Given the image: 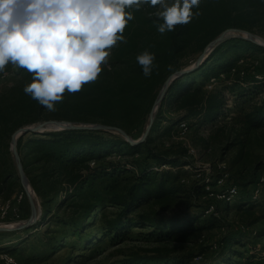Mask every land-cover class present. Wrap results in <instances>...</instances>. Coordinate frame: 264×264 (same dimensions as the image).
Listing matches in <instances>:
<instances>
[{"label":"trees","instance_id":"1","mask_svg":"<svg viewBox=\"0 0 264 264\" xmlns=\"http://www.w3.org/2000/svg\"><path fill=\"white\" fill-rule=\"evenodd\" d=\"M156 8L145 4L133 13L134 19L123 33L127 43L118 42L119 47L112 48L110 70L101 65L102 72L96 81L84 85L77 93L66 91L62 102H56L55 111H48L23 92L25 84L32 82V74L19 68V82L0 93V199L10 200L22 187L12 151L16 131L48 120H61L117 126L133 139H140L155 101L171 75L189 67L191 61L196 62L224 31L238 28L253 32L264 20V0H202L199 9H194L201 13L198 17L161 34L157 24L163 21L154 15ZM234 41L242 50L255 49L264 56V47L241 37L217 45L197 69L170 85L150 134L138 145L117 132L97 130L27 132L18 138V150L44 218L56 216L66 233L78 234L91 254L90 259L103 250L102 245L108 239L113 245L126 242L136 227L148 229L142 233L147 242L189 244L201 240L204 232L214 228L218 209L215 206L214 212L209 213L211 205L199 215L183 211L182 205L189 198H212L236 186L235 198L252 188V196L241 197L244 202L239 203L238 209L254 218L218 240L215 252L224 258L223 264H241L228 260L227 256L233 245L241 241L244 230L264 223L262 177L244 188L237 183L218 185L213 179L207 183L202 169L189 174L184 169L191 165L190 161H182L162 149L163 143L176 135L184 122L188 128L194 124L202 130L216 128L229 119L230 130L236 133L233 144L241 146L232 165L239 174L247 168L243 162L244 149L256 133L264 132V73L254 66L258 59L251 55L227 56L238 46ZM145 50L155 54V67L149 77L143 75L136 61V56ZM166 113L180 115L181 119L170 122L164 119ZM167 121L170 123L162 129ZM224 126L218 127L212 138L226 131ZM262 166L256 163L255 176ZM187 176L193 178L190 188ZM208 184L211 190L207 189ZM260 195L262 200L253 201ZM109 208L115 211L108 213ZM226 209H230L229 205ZM255 210L259 211L258 216ZM197 222L200 224L196 225ZM91 228L104 238L91 243L95 239L89 233ZM66 233L60 240L51 237L54 248L65 241ZM250 234L257 236L258 242L264 241V224ZM206 247L200 244V252L184 257L182 262L199 260ZM249 252L251 255L243 264H264V248L260 251L254 245ZM172 253L168 247L159 245L144 254L129 255L120 264H172L176 260Z\"/></svg>","mask_w":264,"mask_h":264},{"label":"rangeland","instance_id":"2","mask_svg":"<svg viewBox=\"0 0 264 264\" xmlns=\"http://www.w3.org/2000/svg\"><path fill=\"white\" fill-rule=\"evenodd\" d=\"M169 4L175 2V0H167ZM158 8L155 9V12ZM154 12V13H155ZM253 33L257 34L264 39V20L259 23L258 26L254 28ZM238 33L231 32L229 34L230 38L238 37ZM243 36V35H242ZM240 38V37H238ZM264 41V40H263ZM237 48L227 52V56L239 57L243 55H251L257 58L254 66L260 67V71L264 73V60L263 54L255 49H250L248 51L242 50L241 45L234 41ZM108 51L112 52V48ZM234 52H237L234 54ZM111 55V54H110ZM191 61V60H189ZM261 62V63H259ZM195 61H191L193 65ZM254 66L250 63V70H253ZM19 67L14 66L11 63L5 66V70L0 72V93L7 87L15 85L19 82ZM260 94V98H262ZM158 113V111H157ZM168 121H179L181 119L180 115L173 113L164 114ZM164 122L162 125L165 127L170 122ZM194 122H191V124ZM226 131L219 134L216 138H212L215 135L218 127H225ZM229 119L225 120L216 128L209 127L207 129H200L196 125H192L186 130H182L180 127L178 133L174 135L171 139H167L162 145V149L168 151L171 154H176L181 157L182 161H190L191 165L185 166V171L195 172L196 169H202L206 176L218 181L222 177L226 180L224 184L230 186L233 183H237L243 188L248 185L250 181L255 180L258 177H264V132H258L253 136V140L250 145L244 149V161L247 164V168L242 172V174L237 173V169L233 167L232 161L238 155L241 146L234 145L236 141V133L230 130ZM212 128V129H210ZM139 134V133H137ZM144 134V133H143ZM138 136V135H137ZM143 136V135H142ZM141 136V137H142ZM194 149L195 152H190ZM256 163H262L261 171L255 176L254 167ZM242 176V177H241ZM187 176V187L190 188L193 185V178ZM22 185V183H21ZM241 189L243 190V188ZM248 187V186H247ZM23 197L20 198L22 193ZM259 192V191H258ZM252 188L249 187L247 194H241L240 197L235 198L231 202H223L217 196L212 198L207 197H192L189 198L182 205L183 211L190 213H202L205 208L209 206H216L218 209V217H216V222L214 228L204 232L203 238L201 240H195L193 243L189 244H177V243H159V242H147L144 240L142 233L148 231V229L136 227L134 228V233L131 238L126 242L121 244L113 245L110 243L109 239L105 241L102 245L103 250L99 251L93 259L89 258L90 252L86 246H83L79 240V236L66 233L64 231V226L60 222L59 218L56 216H50L48 219L44 218L43 208L36 195L38 203L40 205V216L36 223L28 227L0 232V254H10L17 259L18 264H120L123 259L132 254H144L148 249H153L156 246L164 245L173 251L172 255L176 258L175 262L172 264H223L224 258L219 257L215 252L217 249V241L220 240L227 233L236 230L242 222H248L254 218L250 213L243 212V210L238 209L239 203H243L241 197H251ZM21 200L20 202L18 200ZM262 196L253 201L262 200ZM246 201V200H245ZM7 203H11V206L7 213L6 209H3ZM229 205L230 209H226ZM212 209V208H209ZM108 213L115 211L113 208H109ZM214 212V211H213ZM257 216L259 211L255 210ZM211 213V212H210ZM31 205L27 193L25 192L23 186L20 187L15 195L10 200L0 199V226L9 227L11 225L19 226L20 223H25L31 217ZM61 216L64 213H60ZM208 218V217H207ZM19 224V225H18ZM197 222L196 225H199ZM264 223L258 222L252 226L250 230H244V236H240V242L233 245L232 250L228 252V260L239 261V263H246L248 257L251 255L249 249L254 245H257L258 250L262 251L264 248V241L258 242L257 236L251 235L252 231H259ZM91 228L89 233L95 235L91 243H96L98 240L104 238V236H99L96 234V230ZM63 241L58 248H54L51 244V237H57L58 240L61 239V235L65 234ZM58 243V241H57ZM88 243V242H87ZM256 243V244H254ZM200 244H203L206 249L203 252V257L199 260L182 262L183 258L200 252ZM235 251L241 253V256H236ZM0 264H3L0 262Z\"/></svg>","mask_w":264,"mask_h":264},{"label":"clouds","instance_id":"3","mask_svg":"<svg viewBox=\"0 0 264 264\" xmlns=\"http://www.w3.org/2000/svg\"><path fill=\"white\" fill-rule=\"evenodd\" d=\"M202 0H0V72L11 63L32 74L23 92L48 111H55L65 92H79L96 81L103 65L109 68V49L127 43L123 35L145 4L161 34L187 25L201 13ZM125 9H128L126 12ZM143 75L155 67V54L136 56ZM159 211V210H158Z\"/></svg>","mask_w":264,"mask_h":264},{"label":"water","instance_id":"4","mask_svg":"<svg viewBox=\"0 0 264 264\" xmlns=\"http://www.w3.org/2000/svg\"><path fill=\"white\" fill-rule=\"evenodd\" d=\"M231 32L238 33V35H236V36L247 39V40H249V41H251V42H253L259 46L264 47L263 38H261L260 36H258L257 34L251 32V31L238 29V28H231V29L224 31L219 37H217L214 41H212L208 45V47L198 57V59L196 60V62L193 65L175 72L173 75H171L168 78V80L166 81L165 85L163 86L161 92L159 93V95L155 101V104H154V106L151 110V113H150L149 124H148L143 136L140 139H136V140L133 139L124 129L117 127V126L104 125V124H99V123H97V124H94V123L93 124L92 123L91 124L75 123V122L61 121V120H48V121H44V122L37 124V125H34V126L23 127L21 129H19L18 131H16L14 133L13 139H12V151H13V155L15 158V162L17 165L18 174H19L22 186H23L25 192L27 193L29 201H30L32 214H31V217L29 218L28 221H26L25 223H22L19 226H15V227H11V226L2 227V226H0V232L19 230V229L28 227V226L36 223L39 216H40V205H39L38 200L36 198L35 191L30 184L29 178L27 176V173L25 171V168H24V165L22 162L21 155H20L19 150H18L17 142H18V138L21 135H23L24 133H27V132L43 133V132L51 131V130H64V129L110 131V132H117L120 135H122L123 137H125V139L127 141H129L131 144L138 145V144L142 143L143 141H145V139L150 134L152 125H153L155 118H156V115H157V111L159 110V108H160V106L164 100V97L167 94V91H168L170 85L178 77L197 69L204 62V60L208 57L209 53L217 45H219L220 43H222L226 39L230 38L229 34Z\"/></svg>","mask_w":264,"mask_h":264},{"label":"built area","instance_id":"5","mask_svg":"<svg viewBox=\"0 0 264 264\" xmlns=\"http://www.w3.org/2000/svg\"><path fill=\"white\" fill-rule=\"evenodd\" d=\"M109 52H110V54L112 53L111 51H109ZM211 87L212 86H210V88ZM180 128L182 130H186L188 128L187 123L186 122L182 123ZM190 152L194 153L195 150L191 149ZM225 177H227V176H225ZM225 177H222L221 179H219L217 181L218 185H225L224 184V182L226 180ZM210 180H211V178L208 177L207 183H209ZM261 181L264 182V177L261 178ZM207 189L211 190L210 184H208ZM237 193H238V188L236 186H231V187L227 188L225 190V192L217 194V197L219 199L223 200V201H232L235 198V196L237 195ZM257 193H258V191H257ZM23 194H24V192L22 193V195L20 197L21 199L23 197ZM18 201L20 202L21 200L19 199ZM10 206H11V203H7L6 206L3 207V209H6L5 213H7V211L10 208ZM211 208L212 209H209V211H208L209 213L214 211V207L212 206ZM0 262L3 263V264H18L17 259H15V257L13 255H10L8 253L7 254H0Z\"/></svg>","mask_w":264,"mask_h":264},{"label":"bare ground","instance_id":"6","mask_svg":"<svg viewBox=\"0 0 264 264\" xmlns=\"http://www.w3.org/2000/svg\"><path fill=\"white\" fill-rule=\"evenodd\" d=\"M264 40V39H263ZM30 189V188H29ZM19 225V224H18ZM20 225H21V223H20ZM16 226V225H15ZM14 225H11V227H15Z\"/></svg>","mask_w":264,"mask_h":264}]
</instances>
